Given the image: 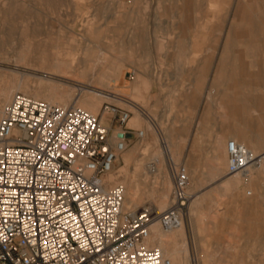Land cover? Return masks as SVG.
I'll return each mask as SVG.
<instances>
[{
    "label": "rangeland",
    "instance_id": "obj_1",
    "mask_svg": "<svg viewBox=\"0 0 264 264\" xmlns=\"http://www.w3.org/2000/svg\"><path fill=\"white\" fill-rule=\"evenodd\" d=\"M79 84L129 97L128 125L146 132L112 175L127 207H167L169 156L188 167L186 231L169 234L167 255L264 264V168L228 175L226 151L264 122V0H0V113L16 91L68 104Z\"/></svg>",
    "mask_w": 264,
    "mask_h": 264
},
{
    "label": "built area",
    "instance_id": "obj_2",
    "mask_svg": "<svg viewBox=\"0 0 264 264\" xmlns=\"http://www.w3.org/2000/svg\"><path fill=\"white\" fill-rule=\"evenodd\" d=\"M99 91L113 99L104 100L98 113L76 101L53 102L23 91L5 104L0 264H173L149 239L156 222L165 230L185 223L192 196L188 167L169 156L171 202L163 210L151 201L127 207L126 186L108 175L131 133L140 139L145 131L128 125L135 105L129 97ZM227 153V173L264 166V149L257 152L233 137Z\"/></svg>",
    "mask_w": 264,
    "mask_h": 264
},
{
    "label": "bare ground",
    "instance_id": "obj_3",
    "mask_svg": "<svg viewBox=\"0 0 264 264\" xmlns=\"http://www.w3.org/2000/svg\"><path fill=\"white\" fill-rule=\"evenodd\" d=\"M64 66V65H63ZM47 86V85H46ZM49 86V85H48ZM79 86H81L80 88H81V90H80V94L72 101V102H74V101H76L77 103H79L80 105H82V106H86L87 108H89L90 110H93V109H97L98 107H99V104H100V102H101V98H105V99H113L112 98V95H109V94H107V93H102V92H100L99 91V89L98 88H91V87H88V86H86V85H82V84H79ZM49 88H51V87H49ZM39 92H38V94H45V95H50V97L52 98V100L53 101H57V102H63V100L58 96V94L57 93H53V92H50L49 90H47V88H44V87H39V90H38ZM82 93V94H81ZM91 94H94V95H97V96H93V95H91ZM81 98V99H80ZM80 100V101H79ZM118 102H120V101H124L123 99H120V98H117L116 99ZM3 109H4V107H3ZM3 109H2V112H3ZM2 112L0 113V114H2ZM142 112V111H141ZM142 113H144V112H142ZM106 116L104 115L103 116V121L107 124V125H110V122H109V120L108 119H106L105 118ZM133 114H132V116H131V118H130V120L129 121H131V122H134L133 121ZM145 117H146V114L144 113L143 115H142V118H144L145 119ZM147 117H149V116H147ZM264 126V122L262 121V122H259V124H258V129L257 128H255V129H251V130H249V132H250V134H251V143L250 144H248L249 146L251 145L252 147H253V149H260L261 147H263V138H262V136H261V128ZM253 127V126H252ZM260 129V130H259ZM145 131V130H144ZM239 132V131H238ZM242 133V132H241ZM248 133V132H247ZM243 135V134H242ZM146 137V132H145V135L143 136V138H145ZM246 137V136H245ZM238 140V139H237ZM239 141V140H238ZM242 142V141H241ZM243 143H245V142H243ZM246 144V143H245ZM263 149H264V147H263ZM226 151H227V144H226ZM262 151V150H261ZM227 156H228V153H227ZM169 161V160H168ZM227 162H228V159H227ZM150 165H152L153 166V162H152V164L149 162L148 163V166H150ZM151 167V166H150ZM150 167H149V169H150ZM167 167H168V169H169V166H168V162H167ZM261 169V168H264V166H258V167H256L255 169H253L252 171H250L249 173H227L228 175H235V174H240V175H243V174H245V175H247V176H251L252 175V173L255 171V170H257V169ZM153 169V168H152ZM189 170V169H188ZM170 171V170H169ZM114 172V170L108 175V180L110 181V182H114V178L115 177H112V175L114 174L113 173ZM189 173H190V171H189ZM170 176H172L171 175V172H170ZM190 176H191V173H190ZM192 177V176H191ZM259 179L260 178H262V179H264V171L262 172V173H260L259 174ZM171 179H172V177H171ZM191 186V185H190ZM189 189H190V187H189ZM126 199H127V197H126ZM170 201H169V204H170V202H171V194H170ZM162 201V200H161ZM167 201L166 200H164L163 199V201H162V206H165V203H166ZM154 203V202H153ZM192 203V202H191ZM155 204V206H156V208L159 210V211H161V210H163V209H161V208H159V206L156 204V203H154ZM168 204V205H169ZM166 208V207H165ZM190 214V213H189ZM185 224L186 223H183L181 226H179V227H177V228H174V229H171V230H165V229H163L161 226H160V224L158 223V222H156V223H154L153 225H152V233H151V237H150V239H149V243H151V244H153V245H158L159 247H161L162 249H163V251H164V253L167 255V253L165 252V245H167L166 243L168 242V241H170L169 239L167 240L166 238L169 236V234H171V235H174V236H176L178 233L180 234L181 232H184V231H186V226H185ZM155 233H157V238L156 239H154V235H155ZM174 236H171V237H174ZM170 238V237H169ZM165 240V241H164ZM187 243V242H186ZM185 243V244H186ZM169 245V244H168ZM167 256H169L170 257V259L172 260V262H173V264H178L177 262H175V260L173 259V257L172 256H170V255H167Z\"/></svg>",
    "mask_w": 264,
    "mask_h": 264
},
{
    "label": "crops",
    "instance_id": "obj_4",
    "mask_svg": "<svg viewBox=\"0 0 264 264\" xmlns=\"http://www.w3.org/2000/svg\"><path fill=\"white\" fill-rule=\"evenodd\" d=\"M131 137H132V136L130 135V140H131ZM226 144H227V143H226Z\"/></svg>",
    "mask_w": 264,
    "mask_h": 264
}]
</instances>
